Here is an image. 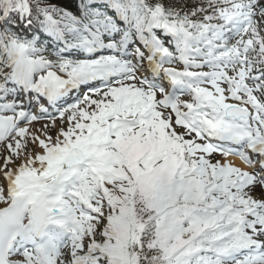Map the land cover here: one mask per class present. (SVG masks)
<instances>
[{
    "label": "snow or ice",
    "instance_id": "1",
    "mask_svg": "<svg viewBox=\"0 0 264 264\" xmlns=\"http://www.w3.org/2000/svg\"><path fill=\"white\" fill-rule=\"evenodd\" d=\"M0 264H264V0H0Z\"/></svg>",
    "mask_w": 264,
    "mask_h": 264
},
{
    "label": "bare ground",
    "instance_id": "2",
    "mask_svg": "<svg viewBox=\"0 0 264 264\" xmlns=\"http://www.w3.org/2000/svg\"><path fill=\"white\" fill-rule=\"evenodd\" d=\"M234 159V158H233ZM237 163H239V161H236Z\"/></svg>",
    "mask_w": 264,
    "mask_h": 264
}]
</instances>
